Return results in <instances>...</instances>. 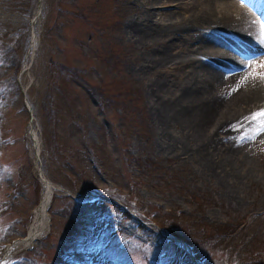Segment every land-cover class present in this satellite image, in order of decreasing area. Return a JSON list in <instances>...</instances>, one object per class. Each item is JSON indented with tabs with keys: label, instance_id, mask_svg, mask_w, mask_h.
Returning a JSON list of instances; mask_svg holds the SVG:
<instances>
[{
	"label": "rangeland",
	"instance_id": "rangeland-1",
	"mask_svg": "<svg viewBox=\"0 0 264 264\" xmlns=\"http://www.w3.org/2000/svg\"><path fill=\"white\" fill-rule=\"evenodd\" d=\"M19 1L0 0V41L21 45L18 84L28 105L35 107L37 122L22 93L17 99H6L0 110V164L6 167L0 175V264L27 262L36 255V247H40L38 261L49 264H66L61 261L62 253L78 264H201L191 245L181 238L165 237L156 225L139 219L143 213L108 199L117 192L132 198L139 195L146 204L144 208L139 205V212L145 209L157 222L166 220L178 232L194 231L201 223L239 225L246 221L248 228L233 234L229 250L235 247L236 258L240 252L242 259L236 264H264L262 253L253 258L252 252L241 253L247 233H259L264 244V138H246V150L221 166L233 146L229 139L200 147L179 122L167 124L161 117L170 95H163L159 82L179 84L187 76L189 82L197 62L184 61L178 69L160 72L154 68L155 54L172 46L174 54L188 58L211 37L197 36L200 40L195 41L190 36L171 43L166 39L172 34L155 41L137 33L148 28L158 31L184 14L191 15V7L175 8L176 0H100L107 7L95 10L97 0H77L75 5L66 0H41L36 16L38 0L34 4ZM238 2L254 9L264 24V0ZM123 11L124 19L113 33L108 28L114 21L112 13ZM81 13L90 21L100 19V24L85 21L78 16ZM211 33L236 45L228 34ZM108 44H115L121 53L122 65L116 70L105 61ZM256 44L251 41L231 48L232 54L241 65H248L250 79L264 81L253 78L264 73L260 67L264 47ZM51 61L82 69L85 82L106 87L111 96L118 90L108 82L111 79L134 83L141 100L132 103L127 95L120 100L123 109L103 100L100 104L88 87L72 75H60ZM238 67L225 70L235 73L242 70ZM10 73V68L2 69L0 82ZM176 91L180 89L173 98H178ZM131 157L166 168L153 176H140L127 167ZM205 161L220 166L217 172ZM38 170L51 187L47 223L39 239L26 249L20 240L35 227L46 193ZM33 179L38 180V193ZM225 263L222 258L208 262Z\"/></svg>",
	"mask_w": 264,
	"mask_h": 264
},
{
	"label": "bare ground",
	"instance_id": "bare-ground-1",
	"mask_svg": "<svg viewBox=\"0 0 264 264\" xmlns=\"http://www.w3.org/2000/svg\"><path fill=\"white\" fill-rule=\"evenodd\" d=\"M176 2L175 8L180 9L184 4L191 7V15L184 14L181 19L158 31L149 28L136 30L141 35L140 38L162 41L164 37L172 34L166 39L171 43L190 36H194L195 41L200 40L198 37L211 39L195 48L188 58L174 54L172 46L155 54L154 68L160 72L161 70L168 72L175 67L178 69L184 61L197 62L192 73H188L193 74L189 82L188 76L179 84L159 82V89L163 95L165 97L170 95L168 97L170 101H164L161 117L167 124L179 122L185 130H189L190 137H193L200 147L211 145L221 138L229 139L228 142L233 146L226 155L227 162L223 159L220 163L221 166H226L241 151L246 150L243 143L255 128V123L246 118L260 111L259 108L264 105V81L250 79L246 74L248 65H241L232 54L231 48H240L244 43L251 41L264 47V24L256 18L254 9L251 11L241 6L238 0H176ZM211 31H219L234 37L236 45H228L222 39L214 38ZM192 55L201 59L193 58ZM217 65L224 68L219 70L216 68ZM235 66L242 70H237L236 74L225 70ZM178 89H180L176 91L178 98H173L175 90ZM220 132L224 134L223 137ZM256 138H264V133L255 136ZM205 163L213 172H217L220 167L217 164H210L209 161ZM44 187L46 193L40 204L42 210L37 214L35 227L29 229L21 241L26 249H30L39 239L47 223L45 212L51 196V187L46 184Z\"/></svg>",
	"mask_w": 264,
	"mask_h": 264
},
{
	"label": "trees",
	"instance_id": "trees-1",
	"mask_svg": "<svg viewBox=\"0 0 264 264\" xmlns=\"http://www.w3.org/2000/svg\"><path fill=\"white\" fill-rule=\"evenodd\" d=\"M21 1V0H20ZM19 1V3H20ZM31 1L32 4H34L35 0H29ZM77 0H66V2L70 3L71 5H75ZM100 0H97L93 5V8L95 10H99L102 7L107 5H102ZM25 4V3H24ZM31 8V6H30ZM73 14V13H72ZM114 17V21H110L108 23V28H112L110 31H117L120 27V23L124 19V11L123 12H118V13H112ZM76 15V14H75ZM81 18L85 19V21L89 23H95V24H100V19L92 20L90 21L89 19L86 18L84 14L78 15ZM116 20V21H115ZM103 37V35H102ZM20 44H18V41H15L13 43H5L0 41V71L2 69L7 70L8 68L11 69L10 75L4 79L2 82H0V110L4 106V102L6 99H10L14 97V99H17L21 97V89L20 86L17 82V74L18 71L21 68L22 61L20 60ZM115 44H108V50L107 56L105 58V61L108 65H110V69L116 70L118 66H121V53L117 49L118 47H115ZM103 62V60L100 59V62ZM53 67L56 69V71L60 75H72L75 80L81 81L82 84H84L88 89L92 92V95L96 98L97 101L100 102L103 100L104 102L111 103L114 105V107H120L123 109V103L120 101L123 98H125L127 95H129L131 98L129 99L132 103L139 102L141 99L138 88L135 87L134 83L127 84L125 83L122 79H111L108 81L112 85L116 86L117 92L114 95H109L107 94V89L106 87L103 86H91L87 82H85L82 79V69H78L77 67H71V66H65L63 64L56 63L54 61H51ZM115 72V71H114ZM117 73V72H116ZM111 86V85H110ZM45 95V99H46ZM31 109L35 118V121L37 122L36 119V109L33 105H31ZM135 113L137 114H142L140 110L135 109ZM127 167L130 169V171H137L138 175L140 176H153L155 174H158L160 170L165 169L166 167H161L156 164H154L152 161L149 159H142V158H130L127 162ZM6 169L5 166L0 164V175L1 173ZM10 172V169H8ZM33 186H36L37 193L40 191L38 182L36 179L32 180ZM41 187V186H40ZM111 193V191H110ZM109 200L111 201H118L121 204H123L124 207H129L135 213H143L141 216H139V219L145 220L146 222L152 223L156 225L158 229L161 231L163 230V235L168 238H181L185 243L191 245V252L193 256L201 262V264H208L209 261L214 260V259H224L225 264H236L240 258V252L237 253L238 258L234 256L235 252V247L232 248V250H229V246L231 245L232 240L234 239L233 234H235L238 230L240 232L242 230H246L248 228L247 222H241L239 225L236 224H223V225H213V224H204L201 223L197 228L194 229V231L189 230V232L186 231H176L173 230L172 228H169L167 226V221L164 220L162 222H157L158 220L155 219L153 214H148V212L144 209V211L139 212V205H142L143 208L145 207V203L141 202V199L139 195H136L135 197H128L127 195H123L122 193H115L111 197H108ZM241 225L243 226L241 228ZM189 228V229H190ZM151 230H155L154 227H150ZM156 229V230H158ZM259 233L255 234H249L247 233V242L243 244V250H242V255L243 254H248L252 252L251 257H255V255H259L262 253V261L264 262V244L260 243L259 238ZM236 235V234H235ZM231 236V237H230ZM261 236V235H260ZM229 238V239H228ZM246 240V239H245ZM164 241V240H162ZM80 244V243H79ZM85 241L81 243L82 245H85ZM261 246V250L257 251V247ZM36 255L34 254L31 258L29 257L28 261H14L10 262L9 264H49L48 262L44 261V259H41V262L38 261V257L40 254V247L35 248ZM257 252V254L255 253ZM152 258V257H151ZM149 258V259H151ZM61 261L62 263L66 264H78L73 260L71 257H69L68 254H61ZM241 261V260H240ZM256 260L253 259L252 262H255ZM149 262V260H148Z\"/></svg>",
	"mask_w": 264,
	"mask_h": 264
},
{
	"label": "snow or ice",
	"instance_id": "snow-or-ice-1",
	"mask_svg": "<svg viewBox=\"0 0 264 264\" xmlns=\"http://www.w3.org/2000/svg\"><path fill=\"white\" fill-rule=\"evenodd\" d=\"M260 67L264 68V65H260ZM253 78L264 80V73L254 74ZM246 119L255 123V128L253 130L255 135L247 137L248 139H255V136L264 133V109L253 113L250 117H247Z\"/></svg>",
	"mask_w": 264,
	"mask_h": 264
},
{
	"label": "water",
	"instance_id": "water-1",
	"mask_svg": "<svg viewBox=\"0 0 264 264\" xmlns=\"http://www.w3.org/2000/svg\"><path fill=\"white\" fill-rule=\"evenodd\" d=\"M40 8H41V0H38V4H37V15H39V11H40ZM24 102L26 104V99L24 98ZM28 111L30 112L31 114V110L30 108H28ZM33 142H34V139L32 138ZM36 157H37V154H36Z\"/></svg>",
	"mask_w": 264,
	"mask_h": 264
}]
</instances>
